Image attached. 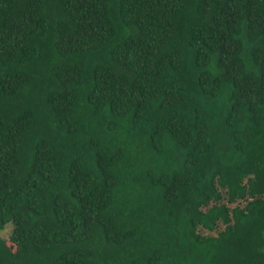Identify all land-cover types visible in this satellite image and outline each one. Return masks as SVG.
I'll return each instance as SVG.
<instances>
[{"label": "trees", "instance_id": "1", "mask_svg": "<svg viewBox=\"0 0 264 264\" xmlns=\"http://www.w3.org/2000/svg\"><path fill=\"white\" fill-rule=\"evenodd\" d=\"M7 224L0 264H264V0H0Z\"/></svg>", "mask_w": 264, "mask_h": 264}, {"label": "rangeland", "instance_id": "2", "mask_svg": "<svg viewBox=\"0 0 264 264\" xmlns=\"http://www.w3.org/2000/svg\"><path fill=\"white\" fill-rule=\"evenodd\" d=\"M221 227H223V226L220 225L219 228H221ZM10 233H11V225H9V224H7L2 231H0V236L5 239V241L8 245L10 244V241H9Z\"/></svg>", "mask_w": 264, "mask_h": 264}]
</instances>
